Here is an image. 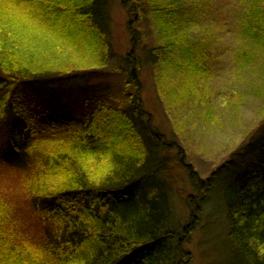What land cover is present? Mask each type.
Masks as SVG:
<instances>
[{
    "label": "trees",
    "instance_id": "trees-1",
    "mask_svg": "<svg viewBox=\"0 0 264 264\" xmlns=\"http://www.w3.org/2000/svg\"><path fill=\"white\" fill-rule=\"evenodd\" d=\"M183 1L122 0L155 36L133 32L146 43L130 58L112 47L110 0H0V264H193V224H174L182 149L153 122L141 78L153 67L173 74L178 100L200 92L209 43ZM246 31L264 47V4ZM111 64L122 83L77 111L39 99L41 84L104 78ZM178 161L200 190L193 209L211 213L212 192L224 215L225 264H264V123L207 179Z\"/></svg>",
    "mask_w": 264,
    "mask_h": 264
},
{
    "label": "rangeland",
    "instance_id": "rangeland-1",
    "mask_svg": "<svg viewBox=\"0 0 264 264\" xmlns=\"http://www.w3.org/2000/svg\"><path fill=\"white\" fill-rule=\"evenodd\" d=\"M183 2L185 10L196 16L190 32L193 39L209 43L203 49L209 67L202 79V88L198 93L196 90L190 92L186 99L180 101L175 96L177 90L170 91L175 84L173 74L162 75V71L155 72L153 67H147L141 73L143 98L155 125L168 138L176 140L182 149L179 154L172 155L175 160H170L176 188L172 199L174 224L179 228L193 224V233L186 245L193 253V264H225L222 254L226 231L224 215H214L215 197L209 191L212 195L210 209L214 214L193 209L200 190L192 187L186 170L177 163L178 159H184L199 176L207 179L215 168L244 148L255 130L264 123V47L256 42L253 32L246 31L249 15L261 7L264 0ZM130 4L134 7V0ZM128 10L122 0H110L112 47L120 55L131 58L133 54L138 55L146 43L143 36L134 38L133 32H139L138 29L145 28L147 23L136 24ZM184 22L188 24L189 21L185 19ZM146 28L151 31L150 39L153 40L155 36L150 22ZM61 48H64L63 44L59 47L63 54L64 49ZM68 59L66 57L65 62ZM112 65L104 78L83 77L41 84L39 99L55 105L51 106L52 109L58 106L63 111L73 108L77 111L83 106L85 97L106 92L108 88L113 90L122 83L120 76L111 72ZM4 143L0 130V150H6ZM7 153L11 155L8 150ZM208 183L207 186L211 181Z\"/></svg>",
    "mask_w": 264,
    "mask_h": 264
}]
</instances>
